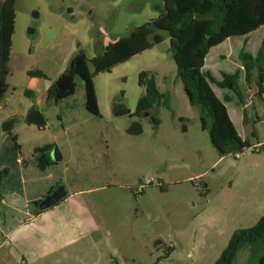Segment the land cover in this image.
<instances>
[{"label":"rangeland","instance_id":"obj_1","mask_svg":"<svg viewBox=\"0 0 264 264\" xmlns=\"http://www.w3.org/2000/svg\"><path fill=\"white\" fill-rule=\"evenodd\" d=\"M158 1L15 0L0 124L14 121L10 135L27 162L36 148H57L63 161L56 170L60 174L66 168L61 179L68 193L84 194L70 201L73 241L64 244L54 238L43 249L34 240L32 232L41 226L60 229L53 224L60 216L56 213L21 226L12 237L0 227V264H214L235 230L251 228L264 215V94L256 95V71L247 81L239 58L242 51L256 54L264 28L249 35L248 43L234 39L232 54L224 51L226 42L206 58L204 70L216 80L241 67L239 97L212 85L222 101L230 98L225 103L228 114L251 144L237 156H221L211 144L210 119L203 117L204 129L200 108L189 104L165 32L159 31L164 39L152 49L94 77L98 116L85 107V84L79 76L73 95L47 101V89L78 50L95 56L155 18ZM32 70L46 78L34 82L26 74ZM142 71L154 76L167 100L154 110L158 125L143 119L142 133L128 135L132 119L114 116L111 108L135 111L145 94L139 84ZM32 107L43 115L44 127L26 121ZM7 136L0 131V142ZM42 183L28 182V197L42 194ZM9 187L21 189L17 182ZM248 252L241 249L235 262L245 261Z\"/></svg>","mask_w":264,"mask_h":264},{"label":"trees","instance_id":"obj_2","mask_svg":"<svg viewBox=\"0 0 264 264\" xmlns=\"http://www.w3.org/2000/svg\"><path fill=\"white\" fill-rule=\"evenodd\" d=\"M14 4L15 0L0 2V103L6 91L5 79L15 23ZM153 9L157 12L156 18L135 27L128 35L118 37L94 57L88 58L83 50H78L66 70L47 89V101H58L73 95L76 90L75 77L79 76L85 84V107L97 113L94 77L99 73L110 72L115 66L152 49L164 39L159 31L165 32L176 64V76L182 83L189 104L200 108L204 129L206 125L203 117L210 119L208 132L211 144L221 156L243 153L251 144L240 136L228 114L225 103L230 98L225 96L222 101L212 88L214 84L239 97L241 69L233 74L223 73L221 79L216 80L203 67L209 51L214 47L228 39H247L264 28V0H159ZM239 58L247 81H250L252 71H256V95L262 97L264 36L254 56L242 51ZM26 74L31 78H46L40 70L27 71ZM139 84L144 86L145 94L138 99V108L158 107L166 103L167 94L158 91L154 76L147 71L140 73ZM51 149V145H45L34 150L33 162L42 170L53 164L49 156ZM19 151L16 137L10 135L9 131L6 140L0 145V166L6 163L0 167L1 189L13 190L9 186L18 180L19 173L14 168L20 156ZM243 248L249 251L245 264H264V215L251 228L235 230L214 264H233Z\"/></svg>","mask_w":264,"mask_h":264},{"label":"crops","instance_id":"obj_3","mask_svg":"<svg viewBox=\"0 0 264 264\" xmlns=\"http://www.w3.org/2000/svg\"><path fill=\"white\" fill-rule=\"evenodd\" d=\"M156 16H157V12H156L155 18H156ZM262 39H263V37H262ZM262 39L259 43V46L262 42ZM114 41H112V42H114ZM226 42L229 43V46L226 47V49H224V51L227 50L230 54H232L233 49L235 47V44L237 42H234L233 40L228 39L225 42H223L222 44H224ZM231 42H233V45ZM244 42L248 43V38L245 39ZM108 44H106L105 46H107ZM222 44H220V45H222ZM220 45H218L216 47H219ZM259 46H258V48H259ZM216 47H214V48H216ZM87 57L92 58L94 56H91V57L87 56ZM218 57L220 58L222 56L219 55ZM205 67H206V59H205L203 70ZM240 69H241V67H240ZM204 71H206V70H204ZM208 72L215 78V74H213L210 70ZM32 80L34 82L36 81L35 78ZM4 141H5V139H2L0 142V145ZM62 161L63 160L58 162V164H52V165L48 166L46 169L42 170L37 166L36 162L35 163L33 162V159H32V161L27 162V161L23 160L21 158V156L18 157L17 166L14 169L17 170V172L19 173L18 180H16V181H18L20 183V186H21L20 191H18L16 189H13L10 191L5 190L4 188L0 189V227L4 230H7V231H5L7 236L12 237L16 233L15 230L19 229L21 226L34 223L35 221L42 219L41 217H43L45 215L52 216L56 213V214H59L60 216H59L58 221L53 223V224H55L54 226H56L57 228H60V229L49 230V229L44 228V226L43 227L41 226V229L39 228V230L37 232H35V230H33L32 233H33L34 240L39 242V244H42L43 249L45 247H47V243L50 246L52 244V241L54 238L55 239L59 238L61 240V242L64 244L69 243V242L74 240V238H71V237H73V235H74L73 229H74V226L76 224L74 225L73 219H70L71 214L68 213V211L70 209L69 207L71 206L70 201L76 196L83 195L84 191L80 190L78 192H73V193L69 192L68 193V190H67V195L62 200H60L56 205H54L51 208L46 209L44 211H39L36 214L33 212L34 209L31 206L32 202L40 200L46 194V192L49 190V188L57 180L62 178V175H63L64 171L66 170V168H64L63 171L60 172V174L57 173V170H56V169H58V167L61 166ZM5 164H3V166ZM28 182H33V183L36 182V184H40L41 182H43L42 185H43L44 191L42 192V194L37 193V192H32L33 195L28 197V195L26 194ZM11 184L14 185L15 183L12 182ZM24 192L27 195L26 197L24 196ZM50 222H52V220L49 219V223ZM77 226H81L83 229V232L86 231L84 228L85 226H82V224H80V222H77ZM77 238H78V236H76V239ZM247 258H248V255L245 258V261L238 263V264H245ZM235 261H236V259H235ZM235 261L233 264H237Z\"/></svg>","mask_w":264,"mask_h":264},{"label":"water","instance_id":"obj_4","mask_svg":"<svg viewBox=\"0 0 264 264\" xmlns=\"http://www.w3.org/2000/svg\"><path fill=\"white\" fill-rule=\"evenodd\" d=\"M33 16H37V14L34 12ZM29 33H32L33 30L29 29ZM128 113V109H126L123 106H112V114L114 116H122ZM26 121L29 124H32L37 127H44L46 125V122L44 120L43 115L41 112L36 109L35 107H32L27 116H26ZM14 126V121L13 120H8L0 124V131L2 132H9L11 131L12 127ZM126 133L130 135H139L142 133V127L140 123H132L126 130ZM51 157L55 162H60L62 160V156L60 155L59 151L57 148H54L51 152ZM57 191L55 190L52 194L54 195H45L43 196L40 200L33 202L32 207H33V212L36 214L39 211H44L46 209L51 208L52 206L56 205L60 200H62L66 195L67 191L63 190L60 194H57Z\"/></svg>","mask_w":264,"mask_h":264},{"label":"flooded vegetation","instance_id":"obj_5","mask_svg":"<svg viewBox=\"0 0 264 264\" xmlns=\"http://www.w3.org/2000/svg\"><path fill=\"white\" fill-rule=\"evenodd\" d=\"M157 107H148V108H138L137 106H136V109H135V111H133V112H130L129 110H128V113L127 114H125V115H122V116H128L130 119H132L130 122H129V125H128V127L132 124V123H136V122H138V123H140V121L141 120H143V119H148V120H150L154 125H158L159 124V119H157L156 117H155V113H154V110L156 109ZM156 111V110H155ZM90 112V111H89ZM92 113V112H91ZM111 113H112V108H111ZM94 115H96V116H98L99 115V111L97 112V113H93ZM127 127V128H128ZM127 128H126V130H127ZM126 130H125V132H126ZM128 134V133H127ZM128 135H130V134H128ZM51 152H52V149L50 150V152H49V156H50V158H51V160L53 161V164H58L57 162H55L53 159H52V157H51ZM57 191V193L55 194V195H57V194H60L63 190H66L67 191V188H66V186L64 185V183H63V180L62 179H59V180H57L50 188H49V190L46 192V194L45 195H54V194H52L54 191Z\"/></svg>","mask_w":264,"mask_h":264}]
</instances>
